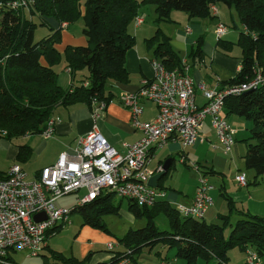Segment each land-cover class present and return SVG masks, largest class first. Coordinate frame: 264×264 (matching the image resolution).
Instances as JSON below:
<instances>
[{"label": "trees", "instance_id": "16d2710c", "mask_svg": "<svg viewBox=\"0 0 264 264\" xmlns=\"http://www.w3.org/2000/svg\"><path fill=\"white\" fill-rule=\"evenodd\" d=\"M9 1L0 0V137L7 140L29 134L41 135L58 105L85 103L92 109V101H110L112 94L107 83L128 80L125 57L134 44V36L128 27L138 16L141 2L155 5L157 22L167 21L172 9L184 11L190 17L203 18L210 16L212 5L233 6L243 26L235 42L241 48V67L222 84L247 82L255 75L254 63H257L263 82L237 95H227L224 112L244 116L252 122L244 165L254 170L256 176L264 174V0H30L26 12L7 7ZM79 18L83 22L80 33L85 44L58 49L62 28L66 27L62 24H71ZM36 26H47L51 32L34 41ZM159 38L153 48L154 57L167 69H181V58L172 50L169 37L159 27L146 41L153 44ZM217 39V44L227 49L234 44L222 37ZM201 46V38H198L189 53L192 60L203 57ZM60 63L70 69L73 80H76L70 88H63L58 83L55 67ZM16 148V158L27 161L32 152L30 145L18 144ZM4 172L0 171V176ZM162 178L158 179L157 187L161 186ZM115 196L112 192L100 194L82 206H71V212L78 211L82 215V225L108 232L102 216L118 213L124 198L117 196L115 201ZM127 200L129 212L136 218L143 217L145 225L128 229L117 238L122 248L109 250L112 253L110 260L96 264H111L123 255L138 264L134 253H140L143 247L152 249L159 243L177 246L176 256L185 264H196L200 257L215 258L214 264H230L228 251L234 247L241 250L252 248L264 258V215L236 210L241 216L226 235L230 214H222L218 222L208 223L203 218H180L175 206L166 199L152 207ZM161 211L168 217L169 230H159L154 223ZM62 226L54 227L47 236L58 232ZM47 247L46 244L44 248ZM42 252L43 249L39 255ZM50 252L55 264H85L92 255L89 252L78 259Z\"/></svg>", "mask_w": 264, "mask_h": 264}, {"label": "built area", "instance_id": "2783aa9c", "mask_svg": "<svg viewBox=\"0 0 264 264\" xmlns=\"http://www.w3.org/2000/svg\"><path fill=\"white\" fill-rule=\"evenodd\" d=\"M30 0H11L6 6L13 10H28ZM2 4L0 3V7ZM210 10L216 14V7ZM136 24L142 17L135 18ZM67 23H63V27ZM227 27L219 23L215 27L217 38L223 37ZM189 64L182 61L181 69H167L162 61L153 57L151 67L153 76L143 80L137 91L125 92L120 102L131 114V121L140 136L126 144L124 153H119L107 141L98 127L106 102L92 101V124L88 131L76 140L71 155L62 153L55 163L43 167L38 176L29 178L19 166L12 165L0 176V264H17L11 260V252L27 251V256H37L46 246L48 231L69 221L71 207L68 209L57 204L64 195L83 191L76 198L77 206L91 202L100 194L115 193L129 198L139 206L152 207L165 199V191L147 184L153 174L161 171L147 167L152 148L162 147L169 140L178 139L182 148L193 146L200 140L199 131L206 119L217 139L213 148L219 147L227 154L234 146L235 131L228 124L223 113L227 95H237L257 87L263 82L257 63L255 75L245 83L224 85L221 88H206L195 83L189 75ZM67 72L70 69L67 68ZM200 89L205 103L197 105L195 90ZM150 101L157 107V113L150 120L142 121V101ZM49 118L41 133L49 138L54 133L55 122ZM184 162L183 158H180ZM198 170L196 163H190ZM240 186L247 184L245 173L235 175ZM214 185L201 174L193 200L189 204H177L175 209L183 217L203 218L212 203L209 192ZM43 213L44 219L36 221L34 216ZM108 250L114 244L107 243ZM111 264H136L130 257L123 255ZM160 264H172L165 260ZM243 264H262V258L252 248L245 249Z\"/></svg>", "mask_w": 264, "mask_h": 264}, {"label": "crops", "instance_id": "0c3cea01", "mask_svg": "<svg viewBox=\"0 0 264 264\" xmlns=\"http://www.w3.org/2000/svg\"><path fill=\"white\" fill-rule=\"evenodd\" d=\"M215 7L219 10L217 4ZM223 12L225 11H221L222 16L225 15L222 14ZM227 13L231 17L230 12ZM181 14V22L167 20L160 21L162 22L160 24L156 21L155 12L153 15H149L139 11L138 16L142 17V22L138 25L134 19L128 27V31L134 36V44L126 52L125 57L128 80L126 82L110 81L107 83L112 98L106 103V108L97 122L101 133L111 146L121 154L125 152L126 144L139 138L140 132L133 126L130 111L121 104L120 96L125 92L137 91L143 80L152 78L153 44H148L146 39L154 34L155 28L161 26L160 29L163 33L169 35L172 50L177 53L181 61H185L190 65L189 75L195 83H202L206 88L223 87L225 85L222 84L223 81L233 77L241 67V48L235 44L239 32L227 31L222 37L223 40L233 42V46L238 47L239 52L233 54L231 52L233 46L227 49L217 44L218 39L214 33L216 22H212L209 17L199 18L190 17L188 14L185 15L186 13ZM217 14L220 15L219 11ZM147 18L149 20H146ZM162 25L166 28H163ZM69 26L70 24L62 28L61 42L58 44L60 50L66 45L85 44V38L81 33L79 35L72 34L67 30ZM198 38H201L202 41L203 57L201 59L195 57L192 60L189 53L196 46ZM224 45L226 46L227 43H224ZM56 67L58 69V80L61 77L60 82L65 84H61L59 81L58 83L63 88H70L74 85L76 80H73L71 73L67 72L64 63H60ZM61 73H63L62 76H60ZM205 101L201 90L196 89V104L200 106ZM142 107L143 112L140 116L142 121L150 120L157 113L156 105L150 101H142ZM223 113L228 124L235 131V143L229 153H223L219 147L213 148L212 145L217 144V139L211 129L209 120L206 119L199 131L200 140L193 146L182 148L178 139L169 140L164 146L150 150L147 163V167L152 170L162 166L167 159L170 160V164L173 163L167 174L162 178L161 186L158 187L166 190V177L171 169H174V182L169 185L173 191L167 193V196L165 195L166 201L172 206L191 203L198 177L201 174L205 175L214 185V188L209 192L212 203L203 217L204 221H211V223L218 222L219 216L222 214H230V221L239 218L241 215L236 210L264 215V174L256 176L254 170L247 169L244 165V156L248 149V142H250V140L247 141V138L251 134L253 124L244 116L238 114L226 115L224 110ZM51 118L58 119L55 122L52 137L44 138L40 134L21 136L25 139L21 140L22 142L20 141L19 144L26 143L32 149L27 160L30 166L28 169L23 168L29 178L35 177L43 167L55 163L60 154L71 155L78 137L85 134L92 124L91 108L85 103L68 106L58 105L54 108ZM4 145L8 150V156L13 158L17 152L15 144L6 141ZM180 158H183L184 162H181ZM35 159L37 160L35 161ZM190 163H196L198 170H195ZM20 166L22 167V164ZM238 173L246 174L247 184L245 186H240L235 181V175ZM233 215H235L234 218H232ZM109 241L111 239H108L106 243ZM119 246L121 249V245ZM47 249H49V246ZM111 255L112 253L105 251L93 254L87 264L107 262L110 260ZM228 257L234 260L229 262L230 264H243L245 250L237 249V251H234L232 249L229 251ZM163 260H167V257L161 258L157 264H160ZM173 262L171 263L174 264ZM179 264H185V262ZM262 264H264V261Z\"/></svg>", "mask_w": 264, "mask_h": 264}, {"label": "rangeland", "instance_id": "374dc122", "mask_svg": "<svg viewBox=\"0 0 264 264\" xmlns=\"http://www.w3.org/2000/svg\"><path fill=\"white\" fill-rule=\"evenodd\" d=\"M82 2L84 0H81ZM141 1V0H138ZM218 9H216L215 13L213 14V11L210 10V16H207L210 18L212 22H216L215 27L219 23H223L227 27V31H234L239 32L243 26L240 23V19L238 17V14L233 6L228 7L227 5L223 3L217 4ZM224 10L222 14H225L224 16L221 15V11ZM139 11L141 13L145 12L149 15H153L155 12V5L150 2H141L139 4ZM219 11V14L218 13ZM230 12L231 17L228 15L227 12ZM24 12L26 10L24 9ZM180 13H186L181 10L172 9L170 10L168 14V20H172V22H181L182 14ZM155 15L157 16L156 12ZM187 15V13L185 14ZM203 17V18H207ZM146 20H149L147 18ZM174 20V21H173ZM162 24V22H160ZM69 25L68 23L66 26ZM159 26V24H158ZM175 26V24H174ZM83 27V22L81 18L76 19L73 23L70 24V26L67 28L69 32H71L74 35H79L81 32V29ZM161 26H159L160 28ZM163 28H166L164 25H162ZM176 27V26H175ZM156 30V28H155ZM66 31V30H65ZM51 31L48 29L47 26H36L34 29V41L39 40L43 36L49 34ZM155 33V32H154ZM215 33V28H214ZM64 35V34H63ZM216 35V34H215ZM153 36V35H152ZM169 36V35H166ZM174 36V35H173ZM217 38V35H216ZM160 41V38L158 40H155L152 45V49L155 47L157 42ZM231 52H239V49L236 45L232 47ZM237 54V53H236ZM238 56V55H233ZM56 70L57 67H55ZM63 73L60 74L62 76ZM59 82L61 81V77H59ZM61 83V82H60ZM61 84H65L62 82ZM36 135V134H33ZM24 137H16L12 138L10 140L4 139L0 137V171H6L8 170L12 165H19L22 164V169H28L30 166V163L27 161L22 162L19 159L16 158V154L13 158L8 156V150L6 149V146L4 143L6 141H10L11 143H14L15 146L20 143L21 140H24ZM6 140V141H4ZM22 142V141H21ZM37 159H35L36 161ZM27 162V163H26ZM26 163V164H25ZM24 166V167H23ZM167 181L165 182L166 190L163 189L166 193H170L172 190L169 185L171 182H174V169H171L169 175L166 177ZM83 195V191H79L77 193H70L68 195H64L61 198L57 200V204L59 206H63L66 208H70L71 206L75 205L76 198L81 197ZM165 196V198H166ZM115 201L118 200V197L115 196ZM128 200L127 198H122V201L120 203V208L118 210V213L116 214H106L103 215V221L105 223V226L108 230V232H105L104 230L96 227H92L90 225H82V215L78 211H73L69 215V221L67 223H64L62 228L58 230V232H54L53 234L48 236V239L46 241L47 245L49 246V249L45 248L41 255L37 256H27V251H18V252H11V260L13 262L19 263V264H55L53 263V257L51 256L50 251H56L58 253H61L65 257H71L74 256L78 259H82L85 257L89 252L93 255L99 252H108L106 241L111 239L109 241L110 243L114 244V249H120V244L118 245L117 238L121 237L128 229H137L141 228L145 225V219L142 218H136L134 217L128 210ZM182 216L180 215V218ZM235 215L232 216L234 218ZM235 220L230 221V226L226 228L225 234L228 235L230 229L235 224ZM210 223L211 221H207ZM154 223L157 226L159 230H169L170 224L168 217L165 215L164 212H159L158 215L154 218ZM59 227V226H58ZM234 251H237V247L232 248ZM230 249L229 251H231ZM228 251V253H229ZM177 254V246H168L164 243H159L153 246V248L149 247H143L140 253H134L133 257L136 260L138 264H157V262L164 257H167L168 261L173 262L174 264L184 263V260L182 258H179L176 256ZM91 255V256H92ZM91 259V258H90ZM90 259L88 261H90ZM159 259V260H158ZM264 261V258H262ZM88 261L85 263L87 264ZM165 261V260H163ZM177 261V263H176ZM234 261L229 257L228 262ZM262 261V262H263ZM216 263L215 258H198L196 261V264H214Z\"/></svg>", "mask_w": 264, "mask_h": 264}, {"label": "water", "instance_id": "95a60500", "mask_svg": "<svg viewBox=\"0 0 264 264\" xmlns=\"http://www.w3.org/2000/svg\"><path fill=\"white\" fill-rule=\"evenodd\" d=\"M170 165H171V164H170V160L167 159V160L163 163V165L161 166V171H159V172L153 174L152 176H150V178L148 179L147 184L150 185V186H154V187H156V186L158 185V184H157L158 179H159L160 177H164V176L166 175V173H167V171H168ZM34 218H35L36 221H39V220H41V219H44L45 216L43 215V213H39V214H36V215L34 216Z\"/></svg>", "mask_w": 264, "mask_h": 264}]
</instances>
